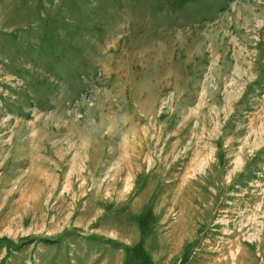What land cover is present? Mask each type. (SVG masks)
Wrapping results in <instances>:
<instances>
[{
	"label": "rangeland",
	"instance_id": "obj_1",
	"mask_svg": "<svg viewBox=\"0 0 264 264\" xmlns=\"http://www.w3.org/2000/svg\"><path fill=\"white\" fill-rule=\"evenodd\" d=\"M0 264H264V0H0Z\"/></svg>",
	"mask_w": 264,
	"mask_h": 264
}]
</instances>
